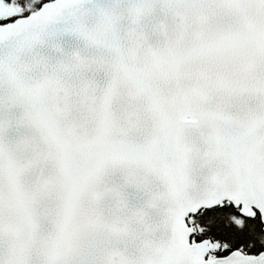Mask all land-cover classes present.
Listing matches in <instances>:
<instances>
[{
	"label": "snow or ice",
	"instance_id": "obj_1",
	"mask_svg": "<svg viewBox=\"0 0 264 264\" xmlns=\"http://www.w3.org/2000/svg\"><path fill=\"white\" fill-rule=\"evenodd\" d=\"M0 264H264V0H0Z\"/></svg>",
	"mask_w": 264,
	"mask_h": 264
}]
</instances>
